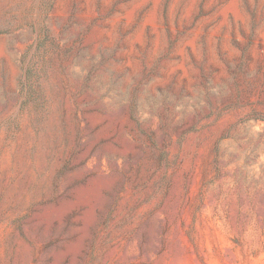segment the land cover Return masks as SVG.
Listing matches in <instances>:
<instances>
[{"label": "rangeland", "instance_id": "rangeland-1", "mask_svg": "<svg viewBox=\"0 0 264 264\" xmlns=\"http://www.w3.org/2000/svg\"><path fill=\"white\" fill-rule=\"evenodd\" d=\"M0 264H264V0H0Z\"/></svg>", "mask_w": 264, "mask_h": 264}]
</instances>
